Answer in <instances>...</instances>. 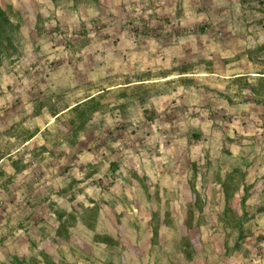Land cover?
<instances>
[{
  "label": "rangeland",
  "instance_id": "1",
  "mask_svg": "<svg viewBox=\"0 0 264 264\" xmlns=\"http://www.w3.org/2000/svg\"><path fill=\"white\" fill-rule=\"evenodd\" d=\"M0 4L22 24L20 56L0 68V264L41 252L61 264H264V104L251 91L264 0ZM180 150L205 157L183 190L144 175ZM71 152L104 162L80 169ZM74 167L79 181L112 171L113 199L96 176L90 197H68ZM95 204L89 229L79 216ZM63 213L77 221L58 237Z\"/></svg>",
  "mask_w": 264,
  "mask_h": 264
},
{
  "label": "trees",
  "instance_id": "2",
  "mask_svg": "<svg viewBox=\"0 0 264 264\" xmlns=\"http://www.w3.org/2000/svg\"><path fill=\"white\" fill-rule=\"evenodd\" d=\"M74 7L78 5H93L95 2L97 3L99 0H70ZM21 22L17 19V14L14 13L13 8L11 6L3 7L0 4V68L4 65V63L8 60H13L16 57L20 56V43L18 39V34L21 29ZM260 50L264 49V46L258 48ZM257 50H252L247 52L248 56L254 55ZM257 85L251 86L252 94L255 95L259 102L264 104V77H261ZM81 109V106H77L74 111L76 112ZM74 130H70L69 134L74 135ZM194 135H197L194 132ZM247 190V188H246ZM246 199L245 196L242 199V209L245 211L246 207ZM229 202V198L227 199V203ZM93 203V202H92ZM229 208L227 207V210ZM259 213H264L263 208L258 209ZM99 215V207L95 204L93 206L88 207L84 214H81L80 221L89 229L93 228L95 223L97 222ZM245 215V214H244ZM70 219L73 221H77V218L63 213L59 216L60 226L57 230L58 237H64V231L67 230V226L70 222ZM237 227L242 228L243 222L238 221ZM241 235V234H240ZM241 238V236H240ZM105 243V242H104ZM107 244V243H106ZM3 264H61L56 262L49 254L45 252H41L39 254H32L26 256H13L11 257L8 263Z\"/></svg>",
  "mask_w": 264,
  "mask_h": 264
},
{
  "label": "crops",
  "instance_id": "3",
  "mask_svg": "<svg viewBox=\"0 0 264 264\" xmlns=\"http://www.w3.org/2000/svg\"><path fill=\"white\" fill-rule=\"evenodd\" d=\"M72 157L76 159V164L74 163V166L76 165V166L80 167V169L83 168L85 165H88L89 163L94 164L96 159H98V160L100 159V161L102 163L104 162L102 155L93 156L94 158H88L87 156H81V154H76V152H71L68 159H71ZM206 157L208 160L211 161L210 157H208V156H206ZM156 159L158 160V162L156 164L158 166L157 170H155V171L149 170L144 175L148 176V178L151 181H153L154 183L157 184L160 181V178L167 174L170 177V179L171 178L173 179V181H172V184L170 186H166L164 188L165 189H172V190H179V189L183 190V187L191 181L192 167L195 165H198L200 163L201 159L203 160V162L205 161L204 155H202V157H200V155L196 156L193 153L190 154L186 150H180L176 154H173V155L171 154L170 156L169 155L160 156ZM115 163L116 162H113L111 165L113 168L118 167V164H115ZM135 166H136V167H134L135 171H138L141 174L144 173L143 170H141V169H145L144 164H142V168H141L140 162H137V164ZM164 167H165V169H163ZM80 175H81V172L79 173V171L75 167H74V169H71L70 173L68 174V177H70L68 180L73 181V183H69V185H68V189H67L68 197L69 196H71V197L72 196L73 197H76V196L77 197H81V196L85 197V195H87L89 193L88 192L89 190L86 188V185H87L86 179L89 181V180H92L91 179L92 176H96L98 178H94V179H98V183H97V185L94 186V188H95V191H98V196L99 197H103V196L108 197L109 196L110 199H113L112 197H113V192H114L115 188H113V187L105 188L104 187L108 182L114 181L113 178H115V177L113 176L112 171H110V175L105 176V173L100 175L99 169L96 170V168H95L94 171L88 173L86 176H84V174H83V178H81L80 181L75 180V177H76V179H78L80 177ZM99 179H102V181L99 182ZM74 180H75V182H74ZM173 182H174V184H173ZM101 191H103L102 194H101ZM72 193H74V194H72ZM88 197H90V194H88ZM176 205H185L183 196H180L177 198Z\"/></svg>",
  "mask_w": 264,
  "mask_h": 264
}]
</instances>
